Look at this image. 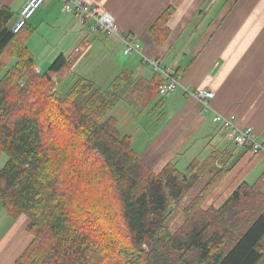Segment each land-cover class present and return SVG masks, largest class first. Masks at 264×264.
<instances>
[{
  "label": "trees",
  "instance_id": "16d2710c",
  "mask_svg": "<svg viewBox=\"0 0 264 264\" xmlns=\"http://www.w3.org/2000/svg\"><path fill=\"white\" fill-rule=\"evenodd\" d=\"M175 12L168 7L150 29L159 47L170 38ZM15 17L8 7L0 10V154L6 157L0 204L13 221L29 219L33 238L16 264H264V175L206 210L232 169L230 156L216 151L184 170L170 162L155 173L111 114L131 87L127 78L104 90L79 78L60 94L57 80L81 52L62 54L37 73L28 47L35 29L28 22L14 33ZM163 81L160 74L138 81L131 96L148 107L160 98ZM102 179L109 181L114 212L99 216L81 202L74 208L69 192L75 201L88 180ZM205 181L172 233V206Z\"/></svg>",
  "mask_w": 264,
  "mask_h": 264
},
{
  "label": "crops",
  "instance_id": "0c3cea01",
  "mask_svg": "<svg viewBox=\"0 0 264 264\" xmlns=\"http://www.w3.org/2000/svg\"><path fill=\"white\" fill-rule=\"evenodd\" d=\"M88 1L113 15L120 31L130 35L141 45L142 55H124V44L120 39L111 36L96 37L98 40L95 45L104 48L102 60L93 67L99 73L97 76H87L84 72L78 74L94 46L84 32L78 31L75 33L76 38L81 40L75 49L58 56L55 54L58 52L53 50L45 59L47 63H51L62 54L69 59L75 56L78 48L87 49L84 53L81 52L72 71L61 82L69 77L75 81L79 78H91V82L96 81L101 85L109 83V87L120 77L127 78L126 85L144 80L150 82L156 73L142 64L144 56L159 60L162 65L180 75V86L174 96L167 99L160 97L161 102L157 100L148 107H142L150 110L149 115L154 116L156 113L161 117L155 132L145 136L146 146L141 151L137 150L155 173H160L170 162H175L184 170L193 160H204L215 151L222 155L228 154L233 159L240 158V164L244 165L242 169L246 170L245 175L258 165H264L263 155L254 156L247 149L233 146L226 141L225 129L213 123V118L218 114L236 115L241 127H251L255 135L264 141V0ZM26 2L27 0H0V10L3 7L12 10L19 7L22 10ZM170 6L176 11L169 26L171 35L159 47L150 35V29ZM200 7H204V12L200 13L203 19L199 21L196 18V24L188 33V27L202 9ZM72 21L70 29L66 26L69 30L77 27L76 18H72ZM29 24L34 27L30 21ZM184 47H189L184 54L177 52L178 48ZM30 51L34 55L31 49ZM34 57L37 61L35 55ZM41 60L42 67L36 62V72L44 74L49 68L43 71L45 60ZM188 88L192 91L209 89L214 92L215 96L210 100L207 111L202 109L200 101L187 95ZM124 92L123 98L111 113L118 121V129L120 119L114 116V112L117 106L125 102V97L131 96L129 88ZM131 137L133 145L136 144V139L140 140L138 137ZM184 151H187L184 155L186 162L183 159H179L181 162L174 161ZM189 152L190 156L187 157ZM238 173H242L241 170L237 173L230 171L224 180L222 188H225L224 192L227 190L224 193L226 197L241 184H236ZM11 220L0 209V264H16L33 241L27 231V217Z\"/></svg>",
  "mask_w": 264,
  "mask_h": 264
},
{
  "label": "rangeland",
  "instance_id": "374dc122",
  "mask_svg": "<svg viewBox=\"0 0 264 264\" xmlns=\"http://www.w3.org/2000/svg\"><path fill=\"white\" fill-rule=\"evenodd\" d=\"M200 9L201 10L197 12L194 21H192L190 26L188 27L190 29L187 30L188 33L193 29V25L196 24L195 22L196 18H198L199 21L203 19L202 17H200L202 16L200 13L201 11H203L204 7H200ZM262 10H264V7L262 8ZM13 11L16 14L14 20H17V18L21 13V9L19 7L18 8L16 7L15 9H13ZM72 18H76V17L74 15L62 12V4L58 0H47L45 4L29 20L34 25L33 28L35 30L28 41V47H30V49L33 51L34 55L36 56L37 59L36 62L38 66L42 67V64L40 63V61H42L41 59L45 60L44 61L45 65L43 66V71H45L53 63V61L51 63H47L45 59L46 56L49 53H51L53 50L54 52H58L55 53L56 56H58L62 52L68 53L72 51L73 49H75L76 46L79 45V41L81 40V39L77 40L75 33L78 31L81 33L84 32V34L88 38V41H90L91 44H94V46L92 48L90 55L87 56V60L82 64V68L81 70L78 71V74L79 72H84L86 73L87 76H93V75L97 76L99 70H94L93 67L95 63L102 60L104 48L98 44L96 46L95 42H97L98 40L96 39V37H104V35L93 34L89 32V30L86 27H83L79 23V20L77 18H76L77 27L73 30H69L73 25ZM67 25L69 29L66 27ZM188 49L189 47H184L183 49L178 48L177 52L184 54V52L188 51ZM89 79L88 80L91 81V78ZM75 83L76 81L70 77L65 81L58 82L57 86L60 85L58 92L60 94L68 93ZM94 84L97 87L98 86L101 87L103 90L107 89V87L109 88V83L101 85L100 83L98 84L95 81ZM135 84H130V86H132L130 87L131 92L133 91ZM175 92L168 94L164 98L167 99L168 97L174 96ZM125 98H126L125 102L124 103L122 102L119 106H117V109L114 112V116L120 119L119 130L123 136L127 134L129 136H133L134 139H136L137 137L140 138L139 141H137L136 139V144L134 143L133 146L136 148V150L141 151L142 148L146 146L145 136H150L155 132L156 127L159 125L161 117L156 113H155L156 115L154 114V116L149 115L148 113L150 112V110H145L144 108H142V106L136 103V99L133 100L131 96L130 97L127 96ZM161 98H159L157 102H161L162 101ZM223 131L225 132V134L227 133L226 130ZM225 138L227 142L233 144L231 137L228 138L226 135ZM233 146H235V144H233ZM186 152L187 151H184L183 153H181L182 155L176 156V159H174V161H177L179 159H183V160L186 159V157L184 158ZM248 153L252 154L250 151ZM189 156H190V152L188 153L187 157ZM226 159L228 160V157ZM226 159L224 163L226 162ZM232 159L233 157L229 158V164H228V167L232 168L231 171L237 173V171L241 170L242 172L236 175L235 179L237 186L244 181L253 183L264 175L263 164L258 165L251 172L249 171L250 173H248V175L247 174L245 175L246 170H243L244 165L240 164L239 161L240 158H234L233 160ZM5 161H6V157L0 154V168L4 166ZM184 161L186 162V160ZM222 161L223 159L218 158V160L215 163L217 165L216 167L218 168L221 167L223 164ZM178 162L181 161L179 160ZM180 167H182V165H180ZM108 182L109 181L106 179H102L101 182L88 180V183L85 184V186L83 187L82 193H79V195L75 197L76 199L75 201L73 199L72 194H70L69 192L68 197L69 198L72 197L71 201L73 207L76 208L75 203H77L78 205L81 202V205L97 212L99 216L101 214H105L106 211H111L113 213L114 211L112 209L115 210L116 208L112 196L108 189L109 188ZM223 182L224 181H222V183L217 187V189L205 202L204 208L206 210L209 208L218 209L226 201L228 196H230L234 192V190L231 191L229 195H227L226 197L224 193L227 190H225V192L223 191V189H225L222 188ZM205 183L206 181L203 182L201 185L197 186L192 191H190V193L182 201L172 206L171 215L168 220V226L172 233H175L183 225V222L185 221V215H184L185 209L183 208L193 200V198L200 192L201 188ZM0 209H2L1 204H0Z\"/></svg>",
  "mask_w": 264,
  "mask_h": 264
},
{
  "label": "built area",
  "instance_id": "2783aa9c",
  "mask_svg": "<svg viewBox=\"0 0 264 264\" xmlns=\"http://www.w3.org/2000/svg\"><path fill=\"white\" fill-rule=\"evenodd\" d=\"M47 0H27L21 13L12 26L14 33H18L34 14L45 4ZM62 4V12L74 15L79 23L86 27L89 32L104 36H113L120 39L124 44V55L141 54V45L130 35L122 33L116 24V19L107 11L93 5L88 0H58ZM87 49L78 48L77 51L85 52ZM142 64L151 68L156 74H160L165 82L158 88L160 97L174 93L180 86V75L175 74L173 69L162 65L157 59L143 57ZM189 97L195 98L202 104V109L207 111L210 108V100L215 96L209 89L192 91L187 89ZM215 125L222 126L226 131L227 137H231L233 144L237 147L247 149L254 156H264V141H261L251 127H241L236 115L223 116L216 115L213 118Z\"/></svg>",
  "mask_w": 264,
  "mask_h": 264
},
{
  "label": "water",
  "instance_id": "95a60500",
  "mask_svg": "<svg viewBox=\"0 0 264 264\" xmlns=\"http://www.w3.org/2000/svg\"><path fill=\"white\" fill-rule=\"evenodd\" d=\"M61 80H62V79L59 78V79L57 80V83L60 82Z\"/></svg>",
  "mask_w": 264,
  "mask_h": 264
}]
</instances>
